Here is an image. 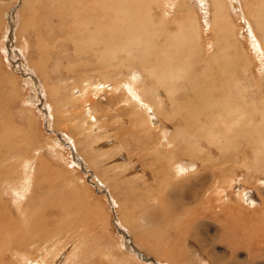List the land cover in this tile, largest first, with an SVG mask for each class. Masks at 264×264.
<instances>
[{
    "label": "rangeland",
    "instance_id": "1",
    "mask_svg": "<svg viewBox=\"0 0 264 264\" xmlns=\"http://www.w3.org/2000/svg\"><path fill=\"white\" fill-rule=\"evenodd\" d=\"M21 1L22 0H14V3L9 5L8 8H0V19L2 21H0V72L3 71L4 73L10 75V79L17 81L16 83L20 88L18 91L19 94L13 93L12 89L7 86L6 82H3L4 86H7V92L0 93V106L5 113L3 115L4 119L0 118L2 119L0 120V124L1 122H6L7 124L6 125L4 123L0 125V133L3 134L2 132L4 131V133L8 134L7 137L10 136L13 140V144L4 143V141H1L0 143V187H2L0 188V191H5V189L3 190L5 185L3 186L1 184V182L4 180L7 181V185L11 188V176L13 177L12 182L18 181L17 177L21 178L23 183L25 180L31 181V184L25 194V198L22 199L23 204L20 205L21 207L19 208V212L22 216L21 223H31L35 214L38 213L40 209H43L49 216L50 211L46 208L45 204L53 202L62 208L63 212L60 214V218L57 216H53V218L52 216H49L46 219L48 225L50 226L48 231H50L49 233H52L50 235V240L53 241V239L56 237L57 238L55 241L60 240V245L55 246L56 249L53 253L55 254L58 250L63 249L72 241V243L77 242L76 245H79V250H75L74 254H72V259H76L73 262L64 261V256L62 253H58V255L54 257L53 262L51 261L48 264H115V262L118 260L120 261L121 258L122 259L120 262L122 263V261H124L123 264H126L128 261L130 263L128 262L127 264H182V260H185L187 256H189L186 253L185 247L180 244L183 241H185V244L192 246L191 248L194 250L192 253H196V255H194L192 258L202 261L203 264H264V218L262 219L261 217V219L257 221V225L254 224L252 229L251 227L248 229V227L242 225L237 226V234H234L236 240L224 237V232L221 233V231L224 229H229L230 226H228L223 219L220 222L215 221V218L210 219V217H208L206 214L211 213V211H208L206 209L207 207L204 208V205L201 206L200 203L197 204L196 200L192 201L188 199V205L183 207L182 205L184 204L182 199L184 198L183 194L185 193L182 190H178L180 187L177 188V185H174L175 187H173V183H169L171 186H168L165 189V183L163 182L164 184H161V179L159 176L154 177L153 175V177H151V175L148 174L150 171H153L154 173L158 167L162 166V162L160 163L159 159L165 155V150L162 148L158 149V155L155 154L156 156L150 155L148 153V151H150L153 146L152 138L158 136H154L155 134H153L150 139V137H148L145 132H141V126L138 123V126H136L137 129L135 130L133 128V121L136 119L134 116H136V114L134 116L130 115L132 109L126 107V102L121 101L125 99H123L124 92H110L112 103L106 101L104 102L105 104L98 103L95 105L97 107H102V105H105V108L107 107L106 110L108 111V119L109 117L113 116L107 121H111V124L108 127V137L106 136L110 141V144L106 143L105 147L103 146L104 144H101L99 141L97 148L93 149L92 146H94V144L91 145V139L88 141L89 144L87 143L88 146L86 143L84 145H79L76 137L80 138L83 136V134L73 133L72 129L77 119L72 120L71 118L68 119V121L66 120V122L62 120L57 124L49 119L52 115L49 111V102L51 103V100L46 98L47 95L44 91L45 87L47 89L48 87L47 85L42 84V79L40 77L38 79V74H36L35 70L33 71V69L27 64V59L29 58L28 51L32 47L29 45L27 50H24V47L16 40V36L20 30V17L18 13L23 3ZM176 1L177 0H175V3L173 4V8H169L171 4L167 5L166 13L168 14L165 15V17L160 14L161 11L157 10L156 5H152L151 3H148L147 13L151 14V18L153 17L152 20L154 23L157 24L158 22H161V18H163L164 22L166 23L165 31L159 33L161 34V43H158L159 46L162 45V40H164L163 38L165 35L171 37L172 35L170 34L173 33L171 31H173L174 28L175 31L177 30L174 25V21L177 18L176 16L182 13L183 15L181 14V16H179L177 19L184 21V15L188 17L185 11L190 10L189 13L191 16L189 17L192 19H194V16L197 17L196 21L199 24L197 31L200 35V38L202 37L201 46L194 40L192 41H194L193 43L195 47L191 45L193 50L191 46H188L187 49H189V51L187 50V53H189V56L191 57L187 58L186 60H182L184 69L183 77L186 76L187 68H189L190 76L192 77V80H194L193 84L199 87L201 92L204 91V93H199V95H201V98H203L202 100L205 103L207 102L206 108L211 107L216 101L221 100V95L223 94H227L228 97L226 100L228 102H231L235 97H239L241 95L244 96L248 103L254 101V104H256V100H258L262 94L259 92V89L264 90V81L258 85L261 80L250 81L246 79L248 74L246 76L244 75V73L249 69L250 71L252 69H256V59L249 61V64L246 61L247 51H252L250 45L251 38H249L247 33V26L250 28L252 27L253 33L254 27L252 20L247 16V10L245 11L246 7L244 1L239 0V3L235 5H231V3L229 4V7H231V18H229V20L233 21L235 34L237 36L236 38L239 39L237 41L240 43L242 42L243 46L233 43L231 37H228L227 31L231 30V28L229 27L227 19L223 16L222 18H225L224 21L222 20L224 25H220V23H218V31L220 30L218 34L217 32L213 33L214 31H210V29H212V26L210 25L212 24V20L214 18L211 14L212 9L209 2L207 3L205 16L203 17V13H201L203 10L199 9L197 0H178V3ZM181 1H184V3L182 4ZM247 1L249 10L253 11L252 7L255 4L254 0ZM124 2L129 3L127 1ZM157 2L164 4L161 0H157ZM119 3V0H113L112 4L109 3V9L111 10L109 15L112 16V20L117 21L115 25L113 24V27L123 31L126 30L129 21L132 20L134 15L125 11L121 7L115 6ZM71 6L74 10H79L78 5ZM144 7L142 9L143 11ZM95 8H97L96 5ZM69 18L70 19L66 20L65 24H67L68 21L69 24L72 21L80 23L81 15H77L76 19H74L75 17L73 16ZM241 18H244V22L241 20ZM185 22L187 23L186 19ZM205 22H207V24ZM119 26L121 28H119ZM205 26H209L210 29H206ZM29 36H32L31 43L33 45L34 37L32 34ZM213 39H216V41ZM24 40H26V38H24ZM28 40L29 39H27V42ZM215 43H218V46H214ZM216 50H220L221 55H219V53L217 54ZM60 54H62V51L59 52V60L49 56V66L58 67L61 65V63H64L62 65L63 67H61L62 70V68L69 69L73 65L77 66L81 63L63 61L60 58ZM90 56L91 55H88L86 58H90ZM34 58H36V56ZM258 63H260V61ZM136 65L139 66L138 63H136ZM57 71V78L54 76L53 77L55 83H57L56 86H59V88L55 89L54 96L57 98L58 104L66 105L65 100L68 99V91L65 95V88L70 86V84L68 83V85L64 84V86H61V83L64 82L59 81V79L64 80L65 76L64 73H59L58 69ZM138 74L139 73L134 76V79L131 83H129V81L126 83L124 86L125 91L130 93L133 92L134 85L136 84L135 80H138L139 82V79L136 78ZM117 75L119 76L120 74ZM114 76V74H111L109 78L88 76L86 78L91 84L102 85L103 90L108 91L113 86L119 84L121 81H124L120 78H114ZM6 79L7 82L10 84L12 83V81L8 78H3L1 80L6 81ZM257 86L259 89H257ZM79 87V90L81 91V85ZM209 87L216 94H208H212L214 99L217 95L215 101L213 99L210 100V97L206 95V91ZM241 88H244V90H240ZM33 90L36 96L33 94ZM161 91L163 90H160V92ZM179 93L177 94V97L179 96L178 99L181 104V98H183L181 96H184V94L182 92ZM28 94L32 95L30 103L26 104L31 110V114L29 113L28 115L30 118L31 115L33 116L34 119H32V123L35 125V127H30L29 122L24 120L23 113L20 111V96H26V99L27 97H30ZM84 94H86V92ZM160 94V96L163 95V93ZM195 94L198 95V92H194L193 96ZM193 96L191 97V101L188 102L193 101L196 103L197 101H200L201 98L196 97V101L194 99L196 95L194 97ZM162 97L165 99L164 102L167 105L166 109H171L170 111L167 110L168 113L171 112L170 114H172L169 116V118L173 119L168 133H170V135L176 134V136L181 137V133L185 132L192 144L197 142V145L200 147H203L206 150L208 147L210 149L213 143L210 144L211 142L206 141V138L204 140V138H202L204 136H192L190 133L191 131L189 132L188 130L187 132V129L186 131L183 130L185 126H179V122H185L180 111L175 113V111H177L176 109H178L180 105L178 106L177 103H174V99L171 100L172 103H169V99L165 98L164 96ZM218 97L220 99H217ZM1 102L5 105H1ZM78 104L79 102L73 106H69L72 113L75 112ZM117 104L119 107H117ZM216 106H218L217 103ZM5 107H7V109H5ZM242 108H244L243 105L236 104L230 109L235 111ZM207 111L204 113H207ZM220 113L225 114L224 111ZM104 114L105 113H101V115ZM251 115L252 113L249 112H237L235 114H229L225 116V118L228 119V124L231 126L233 134L236 135L239 132H245L246 140L240 139L241 143L236 140L237 143H233V147L231 146L230 148L225 149V151H223L220 145L213 146L216 150H210L213 155V159L218 157L221 160L219 159L217 161L206 163V158L197 154L193 155L192 158L194 159L196 172L206 176L205 181L209 180L208 185H211L213 181L220 179L215 181L217 185L216 188H214V194H216L218 189H228V184L222 180L223 178H226L228 181L233 179V181L238 183L240 186H243L245 181H254L255 183L253 186H249L248 189L251 190L249 191L251 193L249 197L253 200L251 201V204L247 206V208H249L248 211L255 212L256 215H261L260 208L264 210V184L261 185L258 182H264V143H262L260 148L254 152H252L250 149L251 145L249 144H253V142L256 140V126L260 123H264V119L258 116L250 118ZM162 116L163 113L158 115V118L161 117L160 119L163 120ZM191 118H194L195 121L199 122H206L208 119L202 115H198V117L190 115L188 121L192 120ZM203 118L205 119L203 120ZM181 119L183 121H181ZM193 121H190L189 123L194 124ZM175 125H178L179 127L176 128ZM155 126L159 125L156 124ZM201 126L203 125L199 124L200 128ZM192 129L193 127L190 128V130ZM217 131L218 128H216L214 132ZM6 134L3 135V137H6ZM260 136L264 138V131L261 132ZM133 137H136L135 142L133 141ZM180 139L185 140L186 138L182 137ZM120 142L125 145V148L128 147V149L125 151L120 150L121 153H119L118 149H114L115 145ZM222 142L223 138H221V143ZM144 144H146V146ZM126 151H128L130 155H127ZM241 151H247V156L246 158H241L239 160L237 159L238 164L242 162L249 165V173L251 175H248V173L243 175L239 169L240 167H237L234 163L235 160L233 157H236V154H239ZM12 152H14V156L11 155ZM221 154L223 157H221ZM157 157L158 159L156 160ZM150 158H152V161L149 162L148 160ZM186 160H188L187 156L184 157L185 163L187 162ZM202 161H204V164H202ZM144 163L146 166L143 165ZM147 166H149V169L146 168ZM33 167L34 171H32ZM219 167L224 168V175L220 174L222 171H219ZM11 170L12 172L14 171V173L8 175V172ZM157 171L158 169L156 172ZM252 173H256V176L253 177L254 180L251 179V176L253 175ZM56 174L58 175L56 176ZM103 176L108 177L110 180H107L106 178L103 179ZM23 183L18 188H21ZM167 185L168 183L166 186ZM109 187L110 189H108ZM172 191L177 192L179 195L181 194V198L177 196V193L174 195ZM243 191L245 192V190L241 188L239 193ZM233 192L230 191L232 195L235 194V192ZM167 194L171 195V199L174 195L175 198H173L172 201L177 199L174 202L177 205L176 207L175 204L171 202V199ZM2 195L4 196V193H2ZM189 195L190 194H188V196ZM3 196H0V207L5 203ZM203 200H205L204 197ZM2 201L3 203H1ZM177 201H181L182 203L180 204V202L178 203ZM188 202L190 204L193 203L192 206H190ZM15 205L16 204H13L12 206ZM225 207H228V205ZM174 209L176 211H174ZM253 209H255V211ZM245 211L246 210H243L242 212ZM121 212H123L124 215ZM179 213H181L182 219L185 221V225L187 226L186 233L189 235V237L193 236L192 238L187 237V239L183 241H180L179 239V227H174L176 224L175 218L176 216L180 215ZM6 214L7 212H2L1 218H3ZM77 215L79 218V228L76 226L74 221V218L77 217ZM181 215L179 217H181ZM200 216H202V218ZM1 218L0 222L2 221ZM127 218L129 219L127 220ZM187 218L188 220L186 221ZM129 220L135 221L133 222V226H130L128 222ZM19 225L20 224H18V226ZM66 225L68 230H71L68 232V234H72V236H55L54 232L63 229ZM232 225H235L234 222H232ZM250 230H258V236L255 238V240L248 241L247 238L244 239L239 236L241 233H245ZM0 232L3 239H17L14 244L21 242L22 238H26L25 233H18V229L11 230L9 226L4 223L0 224ZM255 235L257 234L255 233ZM144 236H152L154 238L153 239L151 237L152 241H154L156 239L155 236H157V245L155 241L148 243ZM164 236H166V238H163ZM172 236L174 237L173 241H171ZM194 236L197 238L194 239ZM242 239L243 242L241 243ZM239 241L240 243H236ZM5 244L7 243L1 242L0 246L3 247L2 245ZM81 244L84 247H81ZM40 246L41 244L38 243L31 244L30 248L24 252L27 254V259L32 257L35 258V254L37 255L38 253H35L34 250H37L40 248ZM141 246L143 247L142 249ZM170 246L171 249L169 248ZM8 250L9 248L0 251V263H2V259L4 264H7L6 261L8 262L10 256ZM170 250L176 259H166L164 253H170ZM68 257H70V255ZM24 259L25 258L22 260ZM130 259L131 261L133 259L134 262L132 261V263ZM120 262L118 263L121 264ZM26 264L36 263H31V261H28Z\"/></svg>",
    "mask_w": 264,
    "mask_h": 264
},
{
    "label": "bare ground",
    "instance_id": "2",
    "mask_svg": "<svg viewBox=\"0 0 264 264\" xmlns=\"http://www.w3.org/2000/svg\"><path fill=\"white\" fill-rule=\"evenodd\" d=\"M112 1L113 0H22L21 1L23 3H22V6L20 7L21 9L19 8L20 11L18 13L20 17L19 18L20 30L16 36V40L18 41V43H20L24 47V50H27V47L29 45L30 47H32L28 51L29 58L27 59V64L33 69V71L35 70L36 74H38L37 75L38 79L39 77L42 79V84L47 85L48 87V89L45 87L44 91H45V94L47 95L46 98L48 100L49 99L51 100V103L49 102V111L52 115L49 119L52 120L55 124H57L58 122L62 120L66 122V120L68 121V119H71V118L72 120L77 119L72 129H73V133L83 134V136L80 138L76 137V139L78 140V144L79 145L80 144L84 145L85 143L87 144L88 141H90L89 139H91V145L94 144L95 146V147L92 146L93 149L97 148L99 141L101 142V144H104L103 146L105 147V144L110 142L107 138L108 137L107 134L109 131L108 127L111 124V121L110 122H107V121L113 116L109 117L108 119V116H107L108 111L106 110L107 107L105 108V105H102V107L101 106L97 107L95 105H97L98 103H104L106 101L112 103L111 102L112 98H110L111 93L124 92L123 99L124 98L125 99L121 101L126 102L127 104L126 107L132 109L130 115L134 116L136 114V116H134L136 119H134V121L132 120L133 128L136 130L137 129L136 126H138L139 124L141 126L140 128L141 132H145L148 135V137H150V139L153 134H155L154 136H158V137L152 138L153 146L151 150L148 151V153L150 155H155V154L158 155L157 154L158 149L162 148L165 150V155H163L161 158L159 157L160 158L159 162L160 163L162 162L161 163L162 166L157 168L158 169L157 172H156L157 169L156 170L154 169L155 167H157L155 166L153 168L155 170L154 173L153 171H150L148 174H150L151 177H153V175L154 177L159 176L161 179V184L163 182L165 183V184L163 183L165 186V189L166 187L171 186V184L169 185V183H173L172 185L173 187H175L174 185H177V188L180 187V189L178 188V190H182L185 193V194L182 193L184 195V198L182 199V202L184 204L182 205L183 207L184 206L186 207L188 205L187 204L188 199L192 201L196 200L197 204L200 203L201 206L202 205L205 206L204 208L207 207L206 209L208 211H211V213L206 214L208 217H210V219L215 218L214 220L217 222H220L223 219L224 222L228 226H230L229 229H224L221 231V233L224 232L223 236L236 240V238L234 237V234H237L236 233L237 226L242 225V226L248 227V229L250 227L252 229L253 225L254 224L257 225V221L260 220L261 217L262 219L264 218V210H262L261 208H260L261 215L259 214L256 215L255 212L248 211L249 208H247V206L250 205L251 201L253 200L252 198L249 197V195L251 194L249 191L251 190H248V189H249V186L251 185L253 186L255 182L245 181L244 185L240 186L238 183L233 181V179H230L228 181L226 178H223L222 180L226 184H228V189H218V191H216V194H214V188H216V185H217L215 181H218L220 179H217L213 181L211 185H208L209 180L205 181L206 176L196 172L195 163H194V159L192 158V156L197 154L201 157H205L206 163L217 161L220 158L217 157L216 159H213V155L210 152V150H215L213 146L220 145L223 151H225V149L230 148L231 146L233 147L234 145L233 143L236 144L237 141L240 142V139L246 140L245 132H239L236 135L233 134L231 126L228 124V119H226L225 116L229 114H235L237 112H249V113H252L250 118L258 116L264 119V93H263L264 90L259 89V87L257 86V89H259V92H261L262 94L259 97V99L256 100V104H254V101H251L250 103H248V101L244 98V96H241V95L239 97H235L231 102H228L226 100V98L228 97L227 94H223L221 95V98H222L221 100L216 101L215 103L213 102L214 104L211 107L206 108L207 102L205 103L202 100L203 98H201V95H199V93H204V91L201 92L199 87L193 84L194 80H192V77L190 76L189 68H187L186 76L183 77L184 69H183L182 60L183 59L186 60L187 58L191 57L189 56V53H187V50L189 51V49H187L188 46L192 45L193 47H195L193 43L194 41L196 43H199V45L201 46L202 37L200 38V35L197 31V27H199V24L196 21L197 17L194 16V19L190 18L189 17L191 16L189 13L190 10L189 11L186 10L185 12L189 17L188 18L186 15H184L188 23L187 24L185 22V19L184 21H180L177 19L179 16H181L182 13L176 16L177 18L174 21L175 24L174 23L173 24L175 25L177 30L175 31V28H174L173 31H171L173 32L172 34H170L172 35L171 37H169L168 35L167 36L165 35V37L163 38L164 40H162V45L159 46L158 43H161V34L159 33H161L162 31H165L166 23L164 22L163 18H161V22H158L157 24L153 22L152 20L153 17L151 18V14L147 13L148 3L149 4L151 3L152 5H156L157 10H160L161 11L160 14L163 17H165V15L168 14L166 13L167 5L171 4L169 8H173V4L175 3V0H161L164 4L157 2V0H124L129 3H125L124 1L119 0L120 3L115 6L121 7L125 11L134 15L132 17V20L129 21V24L126 27V30H123V31L119 30L116 27H113V24L115 25L117 21L112 20L113 19L112 16L109 15V12H111V10L109 9V3L112 4ZM243 1L246 7V9L245 8L244 9L245 11L247 10V16L252 20L253 27H254V33H253L252 27L250 28L249 26H247V31H248L247 33L249 35V38H251L250 45H251L252 51L248 52L246 50L247 51L246 61L249 64V61H251L252 59H256L255 61L256 69L255 70L252 69L251 71L249 69L247 72L244 73V75L246 76L248 74V76H246V79L250 81L261 80L258 83L259 85L262 81H264V0L263 1L260 0L261 2L259 0H254L255 4L252 7L253 11L249 10L248 1L247 0H243ZM181 2L182 4L184 3V1H181ZM208 2L211 5V9H212L211 14L214 19L212 20V24L210 25L212 26L213 30L210 29L209 26H205L206 29L209 28L210 31H214L213 33L217 32L218 34V32L220 31V30L218 31V28H219L218 23H220V25H224L223 21L226 18L229 24V27L231 28V30L227 31L228 37H231V40L233 41V43L242 45V42L240 43L239 41H237L239 39L236 38L237 36L235 34V27H234L233 21L229 20V18H231L230 16L231 7H229V4L230 3L231 5L238 4L239 0H209V1L207 0V2L206 0H197L199 9L203 10L201 12L203 13V17L205 16L206 7H207ZM13 3H14V0H0V8L2 7L8 8L9 5ZM71 5H75V6L78 5L79 10L78 11L74 10ZM95 5L97 6V8H95ZM143 7H144V11L142 10ZM184 8L187 9L186 7ZM179 9H183V8H179ZM77 15H81L80 23H77L76 21H72L69 24V21H68L67 24H65L66 20L70 19L69 17L73 16L75 17L74 19H76ZM222 16L225 18H222ZM16 17L18 18L17 15ZM241 20L244 22V18H241ZM205 23L207 24V22ZM119 28L121 27L119 26ZM30 34H32L34 37L33 45L31 43L32 36H29ZM24 38H26V40H24ZM27 39H29L28 42H27ZM216 39L215 40L213 39V40L216 41ZM216 45L218 46V43H215L214 46ZM193 47H192V50H193ZM60 51H62V54H60V58L63 61H70L74 63L81 62V63L77 66L73 65L69 69L62 68V70H61V67H63L62 65L64 63H61V65H59L58 67L49 66L48 64L49 56H52L55 59L59 60ZM216 53L217 54L219 53V55H221L220 50H216ZM88 55H91L90 58H86ZM35 56L36 58H34ZM259 61L260 63H258ZM136 63H138L139 66H137ZM137 67L139 70L137 69ZM57 69L59 70V73H64V76H65L64 80L59 79V81L64 82V83H61V86H64V84L68 85V83L70 84V86L65 88V95H66V92L68 91L67 92L68 99L65 100L67 106L58 104L57 98L54 96L55 89L59 88V86H56L57 83H55L54 81V77L57 78L56 77V75L58 74ZM137 73L139 74L136 78L139 79V82L138 80H135L136 84L134 85L133 92L130 93L128 91H125L124 86L126 85L128 81L129 83H131L134 79V76ZM111 74L115 75L114 78H117V79L120 78L124 81H121L119 84L113 86L108 91L103 90L102 85L91 84L86 78L87 76L88 77H98V78L99 77L109 78ZM117 74H120V75L118 76ZM3 78H8L9 80L12 81V83L10 84L9 82H7V79L6 81H2L1 79ZM10 78H11L10 75L4 73L3 71L0 72V93L7 92L6 87L9 86L12 89L13 93L19 94L18 91L20 90V88L18 87L16 83L17 81L12 80ZM3 82H6L7 86H4ZM39 82L41 83L40 80ZM80 85H81V91L79 90ZM160 90H163V91L160 92ZM240 90H244V88H241ZM85 92L86 94H84ZM179 92H182L184 94V96H181L183 97L181 98L182 99L181 104L178 99L179 96L177 97V94ZM194 92H198V95L197 94H195L196 96L194 95L195 96L194 99L196 100L197 98H201L200 101L198 102L196 100L197 101L196 103H194L193 101L188 102V101H191V97L193 96ZM160 93H163L162 96L169 99V103L171 102L172 99H174L173 102L177 103L178 106L180 105V107L176 109L177 111H175V113L180 111L181 115H183L182 118H184L185 122H179V126L181 125L185 126L183 130L186 131L187 129V132L188 130L189 132L191 131L190 133L192 134V136L193 135H195L196 137L200 135L204 136L202 137L204 138V140L206 138L207 139L206 141L211 142L210 144L213 143L210 149L209 147L207 148V150L203 147H200L199 145H197V142L192 144V142H190L189 138L186 136L185 132L181 133L182 135L181 137L176 136V134L170 135V133H168L169 127L170 125H172L173 119L169 118V116H171L172 114H170L171 112L169 113L167 112L168 109H166L167 105L164 102L165 99L162 96H160L161 95ZM208 93H215L210 89V87L207 89L206 95L210 97V100L213 99L215 101L217 95L215 96V99H214V96ZM33 94H34V90H33ZM31 96L32 95H30L29 98L27 97L25 99L26 96L21 95L19 99V104H20L19 106H20V111L23 113L24 120H27V122H29L30 127H35V125H33L32 123V119H34L33 116L31 115V118H30V116L28 115L31 111L29 109L30 107L26 105L27 103H30V100L32 98ZM217 99H220V98L218 97ZM78 102L79 104L76 107L75 112L72 113L69 106H73L74 104H77ZM216 103L218 106H216ZM236 104H241L244 106V108L232 111V109L230 108H233ZM1 105H5V104L2 103ZM117 107H119V105ZM5 109H7V107H5ZM206 111L207 113H204ZM223 111L225 114L220 113ZM101 113H105V114L101 115ZM161 113H163V116H162L163 120L160 119L161 117L158 118V115H161ZM4 114H5L4 110L1 109V106H0V118L4 119L3 117ZM190 115L194 117H198V115H202L203 117H207L208 119L206 122H201V121L199 122V121H195L194 118L193 119L191 118L192 120L190 121L194 120L193 121V123L195 124L194 125L192 123H189L190 121H188ZM204 119L205 118H203V120ZM181 121L183 120L181 119ZM4 123L6 124V122H3V123L1 122L0 125ZM156 124H158L159 126H155ZM199 124L203 126H201L200 128ZM175 126L176 128L179 127L178 125H175ZM3 127H6V126H3ZM191 127H193L192 130H190ZM216 128H218V131L214 132ZM262 131H264V123H260L259 125L256 126V140L253 142V144H249L251 145L250 149L252 150V152L258 150L260 148V145L264 143V138L260 136ZM2 133L3 134L0 133L1 134L0 143L1 141L2 142L4 141V143L13 144L12 137L10 136L7 137L8 134L4 133V131ZM5 134H6V137H3V135ZM182 137H185L186 139L181 140L180 138ZM221 138H223L222 143H221ZM135 140H136V137L135 138L133 137L134 142ZM242 142H245V141H242ZM144 145L146 146V144ZM114 149H118L119 153H121L120 150L125 151L128 149V147L125 148V145L120 142L117 145H115ZM126 152H127V155H130L128 151ZM13 153L14 152H12L11 155H13ZM185 156H187V159H188L186 160L187 161L186 163L184 161ZM246 156H247V151H241L239 154H236V157H233L235 160L234 163L236 164L237 167H240L239 169L241 170L243 175H245V173H248V175H251L249 173V165H247L246 163H242V162L238 164V160L241 158H246ZM221 157H223L222 154H221ZM150 159L148 160L149 162L152 161V158ZM157 159L158 157L156 158V160ZM202 164H204V161H202ZM143 165H145V163ZM143 165H142V168H143ZM149 166H147L146 168L149 169L148 168ZM146 168H145V171H146ZM32 171H34V167L32 168ZM219 171H222L220 174L224 175V168L219 167ZM11 173H14V171L13 172L12 170L9 171L8 175H11ZM252 174L253 175L251 176V179L254 180L253 177L256 176V173H252ZM57 175L58 174H56V176ZM17 178H18L17 179L18 181L12 182L13 177L12 176L10 177L11 188L7 185L6 180L1 182L3 186L5 185V188H3V190L5 189V191L4 192L0 191V194H1L0 196H3L2 193H4L3 200L5 201L6 204L4 203L3 206L0 207V218L2 216V212L3 213L7 212V214L3 218H1L2 221L0 222V224L4 223L8 225L11 230L18 229V233L20 232L25 233L26 238H22L21 242L14 244V242L17 239H3L2 234L0 232V243L1 242L7 243L5 245H2L3 247L0 246V251L4 249L6 250L9 248L8 253L10 254V256H9L8 262L6 261V263L7 264H26L28 261H31V263L35 262L36 264H48L51 261L53 262L54 257L58 255V253H62V255L64 256V261L66 262H73L74 260H76V259H72V254H74L75 250L76 251L79 250V245L78 244L76 245L77 242L72 243L73 242L72 241L71 243L67 244L63 249L58 250L55 254L53 253L56 249L55 246L60 245V240L55 241L57 237L53 239V241L50 240L51 238L50 235L52 233H49L50 231H48V228L50 226L48 225V222L46 221V219L49 216L50 217L52 216V218L53 216L55 217L57 216L58 218H60V214L63 211H62V208H60L57 204L53 202L49 204H45L46 208L49 209L50 211L49 216L48 214L45 213L43 209H40L39 212L35 214L31 223H21L22 216H21V213L19 212V208L21 207L20 205L23 204L22 199L25 198V194L31 184V181L25 180L23 183V180H21V178L19 177ZM105 178L107 180H110L108 177L103 176V179ZM22 183L23 185L21 186V188H18ZM167 183L168 185L166 186ZM258 183H260L261 185L264 184V182L262 183L258 182ZM241 188H243L245 192L243 191L239 193ZM108 189H110V187ZM230 191L231 192L234 191L235 194L232 195ZM186 192H189V193H186ZM176 193L177 192H173L174 195H176ZM188 194L190 195L188 196ZM167 195L170 198L171 195L169 194ZM174 195H173V198H175ZM180 195L177 193V196L180 197ZM203 197L205 198V200H203ZM172 199H171L172 203H174L177 200L175 199V201H172ZM177 202L178 203L180 202V204L182 203L181 201H177ZM1 203H3V201ZM13 204H16V205L12 206ZM59 204H66V203H59ZM192 204H190V206H192ZM226 205H228V207H225ZM176 206L177 205L175 204V207ZM263 207H264V204H263ZM255 209L253 210L255 211ZM243 210H246V211L242 212ZM174 211L176 210L174 209ZM121 213L123 214V212ZM179 214L181 215V213ZM179 216H176L175 218L176 224L174 227L175 228L179 227V239L180 241H183L187 239L189 235L186 233L187 226L185 225V221L182 219V215L181 217ZM200 217L202 218V216ZM128 219L129 218H127V220ZM187 220L188 218L186 219V221ZM74 221H75L76 226L79 228L80 225L78 224L79 223L78 215L77 217L74 218ZM128 222L130 226H133L134 224L133 222L135 221L129 220ZM232 222H234L235 224L234 226L232 225ZM18 224L20 225L18 226ZM69 231L71 230H68V227L66 225L63 229L57 232H54V234L55 236L57 235L58 236L59 235L72 236V234H68ZM254 232L257 235H255ZM239 236H241L244 239L247 238L248 241L255 240V238L258 236V230H250L245 233H241ZM144 237L148 243L155 241L157 245V242H156L157 236H155L156 239L154 241L151 240L153 238L152 236H151L152 238L147 237V236H144ZM192 237L193 236L189 238H192ZM163 238H166V236H164ZM173 238L174 237L172 236L171 241H173ZM196 238L197 237H195L194 239ZM242 242H243V239L241 243ZM36 243L41 244L40 248H38L37 250H34L35 253L37 252L38 254L37 255L35 254L36 256L35 258L32 257L30 259H27V254L24 252L28 248H30L31 244H36ZM236 243H240V241ZM180 244L183 247H185L187 255L190 256V257L187 256L185 260H182V264H203L202 261L192 258L194 255H196V253H192L194 250L191 248L192 247L191 245L185 244V241L181 242ZM80 246L84 247L82 244ZM171 246L169 247L170 249H171ZM142 248L143 247L141 246V249ZM69 255L70 257H68ZM164 255L166 256V259L167 258L176 259V257L171 253V250H170V253H164ZM23 258L25 259L22 260ZM123 259H124V256H123ZM120 261L118 260L114 262L115 264H117ZM132 261L134 262L133 259ZM1 262L2 263L0 264H4L2 259H1ZM128 262H126V264ZM123 263L124 261H122L121 264Z\"/></svg>",
    "mask_w": 264,
    "mask_h": 264
}]
</instances>
